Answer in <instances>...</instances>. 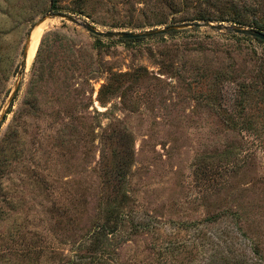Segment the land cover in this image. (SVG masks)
<instances>
[{"label":"rangeland","instance_id":"obj_1","mask_svg":"<svg viewBox=\"0 0 264 264\" xmlns=\"http://www.w3.org/2000/svg\"><path fill=\"white\" fill-rule=\"evenodd\" d=\"M51 2L0 0V264H264L263 43L53 20L22 65L49 12L105 31L249 27L217 19L250 22L264 0Z\"/></svg>","mask_w":264,"mask_h":264},{"label":"water","instance_id":"obj_2","mask_svg":"<svg viewBox=\"0 0 264 264\" xmlns=\"http://www.w3.org/2000/svg\"><path fill=\"white\" fill-rule=\"evenodd\" d=\"M53 20H58V21L63 20V21L73 23L77 25L78 27H81L82 29H84L89 34L95 37L101 38V39L130 41V40H139V39H146V38L148 39V38H154L158 36H164V35L175 33L181 30H187V29L193 30V29L204 28V29H208L214 32H221L225 34L231 33V34L240 35V36H247L255 40H260L264 43V32L256 28H251V27L229 25V24H223V23L216 24L212 22H197V23H187V24H181V25H172V26H167L164 28H156V29H151V30L142 31V32L118 31V30L105 31L79 17H75V16L68 15L65 13L49 12L35 23V25L31 28L27 36L24 51H23V64L22 65L24 67H27L30 50L32 46V41H33V38H34V35L37 29L43 24L49 21H53ZM21 76L22 75L20 74V77ZM19 85H20V81L16 83L15 88L9 98L8 104L12 103L15 95L17 94L19 90ZM7 111L8 110L5 109L0 114V127L7 115Z\"/></svg>","mask_w":264,"mask_h":264},{"label":"trees","instance_id":"obj_3","mask_svg":"<svg viewBox=\"0 0 264 264\" xmlns=\"http://www.w3.org/2000/svg\"><path fill=\"white\" fill-rule=\"evenodd\" d=\"M198 3H200V5L205 4L206 6H210L209 4H211V0H197ZM172 5H170L169 8H171ZM51 8L53 10H57L58 9V0H52L51 2ZM244 12L245 13H251L254 16V19L250 22L245 21V15L244 13L242 14L238 9H235V11L232 14H229L228 17H220V19H217L219 21H226V22H230V23H234V24H240V25H245V26H249L251 28H256L262 32H264V9L261 5H259L258 3H253L250 6H245L244 7ZM211 17H209L208 13L206 10H202L201 12H199L196 17L195 20H210ZM234 38L237 37L236 35H232ZM97 38V37H96ZM244 40H248L249 37L244 36L242 37ZM141 40V39H139ZM44 39L42 40V43L40 45V48L38 50V54H37V59L39 60L41 53H42V46L44 44ZM98 42L99 39H97ZM259 43H263L260 40H256ZM264 44V43H263Z\"/></svg>","mask_w":264,"mask_h":264},{"label":"bare ground","instance_id":"obj_4","mask_svg":"<svg viewBox=\"0 0 264 264\" xmlns=\"http://www.w3.org/2000/svg\"><path fill=\"white\" fill-rule=\"evenodd\" d=\"M44 27H45V25L40 26L37 29V31H36V33L34 35V38H33V41H32V46H31V50H30V55H29V59H28V64L32 61V59H33V57L35 55L36 48H37L41 33L45 29Z\"/></svg>","mask_w":264,"mask_h":264}]
</instances>
